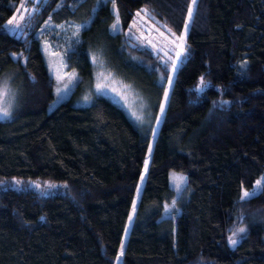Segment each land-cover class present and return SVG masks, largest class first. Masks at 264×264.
<instances>
[{
    "label": "trees",
    "instance_id": "1",
    "mask_svg": "<svg viewBox=\"0 0 264 264\" xmlns=\"http://www.w3.org/2000/svg\"><path fill=\"white\" fill-rule=\"evenodd\" d=\"M19 2L0 0V86L19 92L0 120V264H264V185L241 199L264 172V0H42L28 33L15 35L5 23ZM142 9L179 36L189 21L175 70L127 35ZM50 15L84 24L65 53L79 87L93 78L91 48L139 88L152 78L162 96L173 79L151 151L152 134L102 95L75 106L74 92L48 112L54 79L36 34ZM171 170L190 191L166 215ZM28 181L60 184L43 195Z\"/></svg>",
    "mask_w": 264,
    "mask_h": 264
},
{
    "label": "rangeland",
    "instance_id": "2",
    "mask_svg": "<svg viewBox=\"0 0 264 264\" xmlns=\"http://www.w3.org/2000/svg\"><path fill=\"white\" fill-rule=\"evenodd\" d=\"M41 1L20 0L14 14L5 23L6 30L15 35L27 34V28L30 27V19L40 8ZM81 1L83 2L85 0H78V2ZM142 10L137 12L139 15L136 13L130 28L127 30L129 38L152 49L156 54H162L161 59L164 61H171L177 64L183 57L185 58L184 43L183 48L178 46L179 42L177 44L171 43L175 39L171 35L174 32L171 31L170 33L168 31L169 28L165 27L166 25L154 17L150 11L145 12ZM113 11L116 15V20L113 25H116V27L114 28L112 26L111 30L112 32H117L120 29V22L117 9L114 8ZM13 17L18 22V26L16 23L13 25L8 24V21ZM186 25L188 29L189 21ZM83 27L84 24L77 21L54 24L52 15H50L36 34L41 40V49L48 72L54 79V98L47 107L48 112L53 111L60 103L68 100L74 92L72 103L75 106H88L95 96L102 95L122 108L134 125L142 130L143 133L152 134L150 143V149L152 150L156 138V131L167 105L165 93L161 96L159 86L154 84L152 78L151 81H147L141 88L126 81L108 66L103 53L93 48L88 50V55L93 66V78L90 82L82 84L79 87L80 76L76 69H68L66 67L65 53L67 50L72 49V45L76 40H79V34ZM175 36L178 37L179 35L175 34ZM177 53H180L179 57H177ZM12 56L14 59L18 57L17 54H13ZM172 83L173 79H171ZM171 84L166 89L167 94L171 90ZM18 99V90L6 79L0 86V108H7L9 115L4 116L0 113V120H10L12 118L13 112L18 105ZM162 106L163 112H161ZM150 159L151 155L145 160V162L147 161V170H145L144 164L143 177L148 171ZM258 180L261 181L259 186L256 183ZM21 183L20 181L19 183L15 182L14 185L19 188L22 186ZM187 183L188 179L186 174L173 170L169 172V185L174 192V198L166 206V215H169L174 208L180 210L182 207L181 203L183 204L188 199L190 190ZM59 184V182L51 181H28L27 187L46 195L53 192ZM142 184L143 181L134 198L133 205L135 207L133 208L132 206L131 220H129L128 227L131 226L133 217L137 211ZM263 185L264 172L255 181L252 190L248 192L256 194L261 191ZM128 235L129 232H126L122 240L124 245L123 252ZM231 247L234 246L231 245ZM119 255H121V248Z\"/></svg>",
    "mask_w": 264,
    "mask_h": 264
},
{
    "label": "snow or ice",
    "instance_id": "3",
    "mask_svg": "<svg viewBox=\"0 0 264 264\" xmlns=\"http://www.w3.org/2000/svg\"><path fill=\"white\" fill-rule=\"evenodd\" d=\"M192 3H193V5H195L196 0H192ZM142 11H145L146 12L147 10L145 9V10H142ZM192 13H193V8L190 6L189 9H188L189 19L191 18ZM137 15H139V13H137ZM14 23H16L17 26H18V22L15 20V17H13L12 19H10L8 21V24L9 25H13ZM113 27L115 28L116 25H113ZM165 27H167V26H165ZM186 30H187V25H186V28H185V33L182 34V35H180V36H178V37H176L175 36V33H171V29H168V31L171 33V35L173 37H175V39H173L171 41V43L177 44L179 42L178 43V46H180L181 48H183V43H184V39H185V35H186ZM157 31H159V30H157ZM161 35H163V33H161ZM179 55H180V53H177V57H179ZM175 67H176L175 64H173V70H175ZM203 83H204L203 78H201V84H203ZM169 84H171V77H169ZM167 95H168L167 92H165V99H167ZM161 112H163V106L161 107ZM0 113H2L4 116L9 115V112H8V109L7 108H0ZM149 151H151V149H149ZM145 170H147V161L145 162ZM141 179L143 180V176L141 177ZM17 183H19V182L17 181ZM256 183L259 186L261 184V181L258 180ZM138 191H139V189H138ZM253 194L254 193H250L248 191H244L241 199H245V198H247V197H249V196H251ZM173 203H175V202H173ZM134 207H135V205H133V208ZM129 219L131 220V216L129 217ZM243 232H245V229L244 228H238V229H236L232 233V235L228 237L229 243L232 246H235L239 242L238 239H237L238 234L243 233ZM123 247H124V245L122 243L121 244V255L123 254ZM118 259H119V257H118Z\"/></svg>",
    "mask_w": 264,
    "mask_h": 264
}]
</instances>
